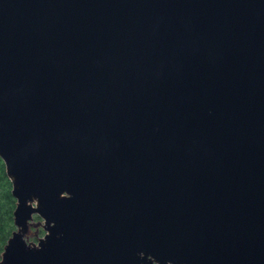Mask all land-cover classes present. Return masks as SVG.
Here are the masks:
<instances>
[{
    "label": "water",
    "instance_id": "95a60500",
    "mask_svg": "<svg viewBox=\"0 0 264 264\" xmlns=\"http://www.w3.org/2000/svg\"><path fill=\"white\" fill-rule=\"evenodd\" d=\"M0 156V264H264V0H0Z\"/></svg>",
    "mask_w": 264,
    "mask_h": 264
},
{
    "label": "trees",
    "instance_id": "16d2710c",
    "mask_svg": "<svg viewBox=\"0 0 264 264\" xmlns=\"http://www.w3.org/2000/svg\"><path fill=\"white\" fill-rule=\"evenodd\" d=\"M0 190H1L0 192V234H1L0 246H1L5 242H7V239L14 230L13 210L16 205V198L12 193V181L6 173L5 163L4 160L1 158V156H0ZM43 230L44 229L42 227H40L38 231H36V229L34 228V236H37V233Z\"/></svg>",
    "mask_w": 264,
    "mask_h": 264
},
{
    "label": "rangeland",
    "instance_id": "374dc122",
    "mask_svg": "<svg viewBox=\"0 0 264 264\" xmlns=\"http://www.w3.org/2000/svg\"><path fill=\"white\" fill-rule=\"evenodd\" d=\"M0 192H1V190H0ZM37 218V217H36ZM13 222H14V220H13ZM8 226H9V223H8ZM8 228V227H7ZM6 228V229H7ZM13 229H16V225H15V223H14V228ZM12 229V230H13ZM11 230V231H12ZM44 232H45V230H43V231H39V233H38V235H43L44 234ZM31 234H30V239H32V240H36L37 239V236H34V228H32L31 229V232H30ZM0 242H1V234H0ZM6 243V242H5ZM4 243V244H5ZM4 244L3 245H1L0 246V259H1V254H2V251H3V249H4Z\"/></svg>",
    "mask_w": 264,
    "mask_h": 264
},
{
    "label": "flooded vegetation",
    "instance_id": "af4514ba",
    "mask_svg": "<svg viewBox=\"0 0 264 264\" xmlns=\"http://www.w3.org/2000/svg\"><path fill=\"white\" fill-rule=\"evenodd\" d=\"M32 228H34V227H32Z\"/></svg>",
    "mask_w": 264,
    "mask_h": 264
}]
</instances>
